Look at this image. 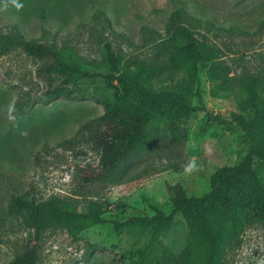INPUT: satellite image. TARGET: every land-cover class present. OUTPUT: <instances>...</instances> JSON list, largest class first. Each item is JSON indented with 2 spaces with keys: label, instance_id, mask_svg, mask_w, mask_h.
I'll list each match as a JSON object with an SVG mask.
<instances>
[{
  "label": "rangeland",
  "instance_id": "rangeland-1",
  "mask_svg": "<svg viewBox=\"0 0 264 264\" xmlns=\"http://www.w3.org/2000/svg\"><path fill=\"white\" fill-rule=\"evenodd\" d=\"M177 6L195 17L186 23L200 37L222 49L214 63L226 68L227 89L213 97L209 63L201 64L190 101L205 110L190 113L184 123L150 120L144 134L151 148L126 161L111 181L92 179L100 165L91 134L104 108L84 95L112 87L82 79L76 98L46 100L44 92L59 79L43 75L41 63L20 49L0 53V264L33 243L24 224L27 213L11 204L12 194L38 201L55 197L79 209L97 200L106 219L126 220L152 216L154 208L171 212L169 185L181 184L189 196L207 192L215 170L238 163L249 151L245 132L229 121L243 83L250 78L264 82V0H0V33L18 32L102 72L108 71L105 39L125 62L134 56L164 57L155 42L167 38L164 23ZM182 77V72L175 75L174 83ZM187 240L180 213L155 238L138 229L117 235L109 223L95 224L75 239L63 229L49 228L37 240L36 264H137L146 247L147 264H171L155 259L165 248L178 253ZM221 264H264V222L251 223L227 243Z\"/></svg>",
  "mask_w": 264,
  "mask_h": 264
},
{
  "label": "trees",
  "instance_id": "trees-1",
  "mask_svg": "<svg viewBox=\"0 0 264 264\" xmlns=\"http://www.w3.org/2000/svg\"><path fill=\"white\" fill-rule=\"evenodd\" d=\"M195 19L184 7H175L164 23L166 39L155 42L157 49L166 55L160 59L134 56L125 62L115 53L107 39L102 44L108 71L92 70L74 62L60 52L20 33H0V53L12 49L22 52L41 63L39 71L46 77H56L59 83L49 85L46 100L57 97L76 98L81 92L77 82L82 79L99 80L112 87L105 91L99 87L87 96L101 102L104 112L94 121L91 140L99 153L100 171L94 180L111 181L126 161L143 150L151 148L144 128L152 119L184 123L185 118L203 105H193L190 94L193 80L201 64L209 63L206 76L213 97L223 96L227 89L226 68L214 62L222 49L200 37L186 23ZM155 35L158 33L145 27ZM159 36V35H158ZM183 77L174 83V76ZM169 80V83L165 81ZM115 83V84H114ZM237 112L231 121L239 124L249 141V151L236 164L224 165L211 174L210 188L201 196H189L181 184L167 187L171 212L154 208L152 216H137L126 220H109L100 201H90L84 209L68 206L55 197L38 201L12 194L10 202L26 212L24 224L32 231V245L22 250L5 264H36L38 238L49 228L65 230L72 238L95 224L112 225L114 232L138 229L149 230L151 238L158 236L165 224L180 213L188 227V240L178 253L165 248L155 262L168 260L171 264H221L224 247L238 239L253 222H264V82L250 78L243 83L236 100ZM210 120L225 122L207 114ZM257 164L254 165L253 161ZM149 247L138 255L137 264H147Z\"/></svg>",
  "mask_w": 264,
  "mask_h": 264
},
{
  "label": "clouds",
  "instance_id": "clouds-1",
  "mask_svg": "<svg viewBox=\"0 0 264 264\" xmlns=\"http://www.w3.org/2000/svg\"><path fill=\"white\" fill-rule=\"evenodd\" d=\"M15 7H16L17 9H19V8H22L23 5H22L21 3H15Z\"/></svg>",
  "mask_w": 264,
  "mask_h": 264
}]
</instances>
